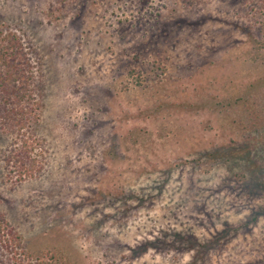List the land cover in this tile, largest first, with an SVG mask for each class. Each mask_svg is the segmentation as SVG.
I'll list each match as a JSON object with an SVG mask.
<instances>
[{"label":"rangeland","instance_id":"rangeland-1","mask_svg":"<svg viewBox=\"0 0 264 264\" xmlns=\"http://www.w3.org/2000/svg\"><path fill=\"white\" fill-rule=\"evenodd\" d=\"M8 32L40 169L0 125V262L264 264V0H0Z\"/></svg>","mask_w":264,"mask_h":264},{"label":"trees","instance_id":"trees-1","mask_svg":"<svg viewBox=\"0 0 264 264\" xmlns=\"http://www.w3.org/2000/svg\"><path fill=\"white\" fill-rule=\"evenodd\" d=\"M31 80L29 60L20 38L11 32L0 33V125L5 131H16L19 134V143L7 151L4 160L6 165H12L11 170L18 181L33 177L40 169V160L34 154L35 144L31 135L23 132L38 112V104L30 86ZM7 230V223H0V231L3 232L1 236L7 242L13 241L20 246L19 236L14 233L10 238L6 237L11 232ZM39 257L35 261L28 258L27 262L14 257L0 264H57L59 260L50 250L43 251Z\"/></svg>","mask_w":264,"mask_h":264}]
</instances>
